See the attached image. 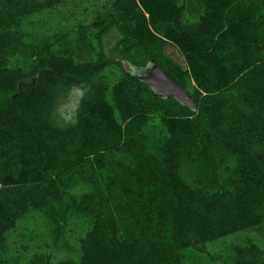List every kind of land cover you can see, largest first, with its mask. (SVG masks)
<instances>
[{"label": "trees", "instance_id": "obj_1", "mask_svg": "<svg viewBox=\"0 0 264 264\" xmlns=\"http://www.w3.org/2000/svg\"><path fill=\"white\" fill-rule=\"evenodd\" d=\"M65 4L0 0V264H183L264 225V0H106L90 30L57 20ZM152 60L195 111L133 77Z\"/></svg>", "mask_w": 264, "mask_h": 264}, {"label": "rangeland", "instance_id": "obj_2", "mask_svg": "<svg viewBox=\"0 0 264 264\" xmlns=\"http://www.w3.org/2000/svg\"><path fill=\"white\" fill-rule=\"evenodd\" d=\"M105 1L106 0H66L65 6L60 8L58 14L55 13L53 15H58L57 20L62 22L67 21L66 24L68 25L78 23L90 30L91 23L95 19L97 12L102 11L101 6ZM116 39L117 34L114 31H108L102 37L101 44L106 53L109 52V48L114 45ZM91 81H93V77L87 76L74 84L68 97L59 107V113L63 120L69 121L73 119L80 101L84 98L86 91L89 89V83ZM145 133L148 135V139L153 143L160 139L163 130L158 118L153 117L148 122ZM88 172L99 185L103 183L102 178L108 176L109 169L105 165L92 164ZM249 245H254L256 248L264 250V225L208 242L204 244L202 249L188 248L183 254V264H227L230 262L236 249L244 248Z\"/></svg>", "mask_w": 264, "mask_h": 264}, {"label": "water", "instance_id": "obj_3", "mask_svg": "<svg viewBox=\"0 0 264 264\" xmlns=\"http://www.w3.org/2000/svg\"><path fill=\"white\" fill-rule=\"evenodd\" d=\"M131 69L133 77L144 84L154 96L161 99L172 98L181 106L193 111L197 109L185 90L169 79L154 60L148 62L144 68Z\"/></svg>", "mask_w": 264, "mask_h": 264}]
</instances>
